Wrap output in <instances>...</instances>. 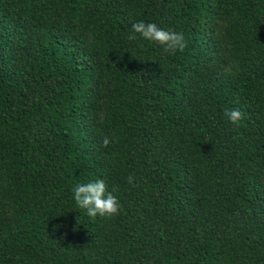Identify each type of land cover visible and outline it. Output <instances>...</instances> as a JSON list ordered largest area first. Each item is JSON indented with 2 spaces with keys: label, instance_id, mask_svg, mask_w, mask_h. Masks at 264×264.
Instances as JSON below:
<instances>
[{
  "label": "trees",
  "instance_id": "obj_1",
  "mask_svg": "<svg viewBox=\"0 0 264 264\" xmlns=\"http://www.w3.org/2000/svg\"><path fill=\"white\" fill-rule=\"evenodd\" d=\"M0 264H264V0H0Z\"/></svg>",
  "mask_w": 264,
  "mask_h": 264
},
{
  "label": "clouds",
  "instance_id": "obj_2",
  "mask_svg": "<svg viewBox=\"0 0 264 264\" xmlns=\"http://www.w3.org/2000/svg\"><path fill=\"white\" fill-rule=\"evenodd\" d=\"M142 37L145 40L155 42L164 47L165 52L175 55L177 52H183L186 48V42L182 33L168 31L159 27L156 23H145L143 21L132 24V34L127 38L136 40ZM224 115L236 126H239L243 120V113L239 109H226ZM111 139L105 136L102 140L104 147H108ZM130 184L135 183V178H128ZM73 196L79 208L86 210L89 217H114L120 213V202L113 191L108 190L103 179L89 181L87 183H78L73 188Z\"/></svg>",
  "mask_w": 264,
  "mask_h": 264
}]
</instances>
